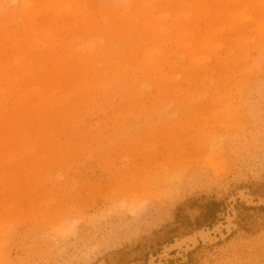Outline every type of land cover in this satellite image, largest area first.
I'll return each instance as SVG.
<instances>
[{"label": "rangeland", "instance_id": "1", "mask_svg": "<svg viewBox=\"0 0 264 264\" xmlns=\"http://www.w3.org/2000/svg\"><path fill=\"white\" fill-rule=\"evenodd\" d=\"M245 1L252 19L198 18L200 58L179 60L168 91L130 69L47 149L4 156L3 171L22 159L36 168L0 186V264H264V0ZM121 17L123 30H144ZM150 39L97 46L119 59Z\"/></svg>", "mask_w": 264, "mask_h": 264}, {"label": "bare ground", "instance_id": "2", "mask_svg": "<svg viewBox=\"0 0 264 264\" xmlns=\"http://www.w3.org/2000/svg\"><path fill=\"white\" fill-rule=\"evenodd\" d=\"M15 1L18 4L13 9L5 8L6 3ZM48 1L0 0V186H8L12 179L10 186H20L22 176L36 168L30 160L22 159L9 164L10 172L3 171L6 154L47 149L48 141L59 139L62 125L73 124V115L81 107H96L94 96L108 92L130 69L152 87L168 91L166 83L179 77L174 73L179 60L184 56L196 63L200 58L198 41L208 27L204 32L199 19L232 20L238 14L246 20L254 17L249 15L250 4L245 0H193L195 16L191 18L187 0H103L99 9L89 7L91 0H59L57 6ZM260 7L261 2L251 5L252 9ZM73 8L76 14L71 18ZM117 14L122 16V24L134 20L144 30H123L113 21ZM79 21L82 27L72 36ZM144 35L151 39L139 52L108 58V52L120 51L117 44L142 40ZM115 37L120 38L119 43ZM98 38L109 43L108 52L97 46ZM74 40L88 51H71ZM1 196L0 212L5 213V197Z\"/></svg>", "mask_w": 264, "mask_h": 264}, {"label": "trees", "instance_id": "3", "mask_svg": "<svg viewBox=\"0 0 264 264\" xmlns=\"http://www.w3.org/2000/svg\"><path fill=\"white\" fill-rule=\"evenodd\" d=\"M221 205H222V202H217V201L211 202V206H215L216 207L215 209H213L211 211V215L213 216V218H215L216 217V213L218 211H220L218 209L220 208ZM211 215L208 214L207 216L210 217Z\"/></svg>", "mask_w": 264, "mask_h": 264}]
</instances>
